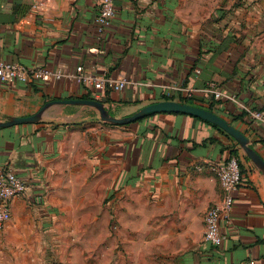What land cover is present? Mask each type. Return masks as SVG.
I'll return each mask as SVG.
<instances>
[{"label":"crops","instance_id":"0c3cea01","mask_svg":"<svg viewBox=\"0 0 264 264\" xmlns=\"http://www.w3.org/2000/svg\"><path fill=\"white\" fill-rule=\"evenodd\" d=\"M35 2L0 0V59L65 76L0 81V121L58 99H96L121 117L184 98L229 120L264 158V123L251 116L264 111V0H115L102 34L99 0ZM78 66L129 82L99 90L74 77ZM97 112L53 104L40 122L0 128V165L28 184L0 229V264L62 260L68 247L106 253L113 226L121 264H264V176L232 136L184 113L116 125ZM233 155L242 178L216 247L204 241V217L224 193L206 163Z\"/></svg>","mask_w":264,"mask_h":264},{"label":"built area","instance_id":"2783aa9c","mask_svg":"<svg viewBox=\"0 0 264 264\" xmlns=\"http://www.w3.org/2000/svg\"><path fill=\"white\" fill-rule=\"evenodd\" d=\"M49 0H36L34 6H42ZM115 16V0H99V13L97 18L98 33L102 34L111 24ZM65 74L60 69L48 67H28L19 62H11L0 59V81L2 82H34L51 81L60 79ZM74 77L83 83L91 84L96 89L103 90L110 86L116 90L123 89L129 82L125 78L101 76L95 78L84 72L82 66L76 68ZM210 91L214 92L217 98L223 92L216 88L214 82L209 83ZM190 96V95H189ZM252 118L264 123V111L255 110L251 112ZM208 167L214 171L220 181L223 190V199L220 203L211 206L204 217L205 231L204 241L213 246H220L224 240L221 230L222 218H228L234 205L235 192L241 183L242 172L239 166L238 157L233 155L227 160L208 162ZM206 164H200L198 169L202 170ZM28 189L27 181L19 176L12 168L0 165V229L10 220L12 201L22 196Z\"/></svg>","mask_w":264,"mask_h":264},{"label":"water","instance_id":"95a60500","mask_svg":"<svg viewBox=\"0 0 264 264\" xmlns=\"http://www.w3.org/2000/svg\"><path fill=\"white\" fill-rule=\"evenodd\" d=\"M53 104H83L95 108L99 113V119L116 125H126L138 121L141 118L153 113L173 112L184 113L201 118L208 121L215 126L224 130L227 134L232 136L240 145L244 154L251 160V162L260 170L264 176V158L253 147L251 140L247 135L232 124L226 118L220 116L212 110L203 108L201 106L177 101V100H161L147 104L137 111L125 115L115 116L109 108L102 101L96 99H58L46 102L36 113L29 116H12L6 121H0L1 127H10L18 124L37 123L44 119L46 110Z\"/></svg>","mask_w":264,"mask_h":264},{"label":"rangeland","instance_id":"374dc122","mask_svg":"<svg viewBox=\"0 0 264 264\" xmlns=\"http://www.w3.org/2000/svg\"><path fill=\"white\" fill-rule=\"evenodd\" d=\"M97 114L99 116L98 112ZM116 220L117 219L115 217V221ZM113 228L112 238L115 241H113L114 244L110 251H108L107 248L105 249L106 253L101 247L94 246L92 248L95 250V253H92V256L87 258L83 256L81 252H75L73 251V249L68 247L69 249L64 248V253H62L64 254L62 255V260H60V257H57V255L52 252V254H49L46 259H44L43 256H37V258H35L36 256H34L35 259H33L31 264H121L120 251L122 248L118 238V229L115 226H113ZM127 264H134V262H128Z\"/></svg>","mask_w":264,"mask_h":264},{"label":"trees","instance_id":"16d2710c","mask_svg":"<svg viewBox=\"0 0 264 264\" xmlns=\"http://www.w3.org/2000/svg\"><path fill=\"white\" fill-rule=\"evenodd\" d=\"M181 101H183V102H187V103H191V104H194V102H193L192 100H190V99H184V98H182ZM140 120H141V119H140ZM245 158H246L247 160H250L246 155H245ZM239 166H240V164H239ZM240 169H241V166H240ZM241 172H242V170H241Z\"/></svg>","mask_w":264,"mask_h":264}]
</instances>
